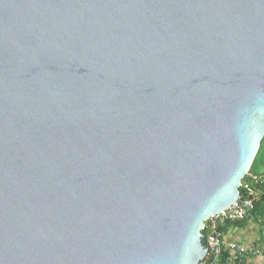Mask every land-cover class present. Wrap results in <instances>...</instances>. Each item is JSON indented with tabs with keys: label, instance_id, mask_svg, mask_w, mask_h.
I'll return each instance as SVG.
<instances>
[{
	"label": "water",
	"instance_id": "water-1",
	"mask_svg": "<svg viewBox=\"0 0 264 264\" xmlns=\"http://www.w3.org/2000/svg\"><path fill=\"white\" fill-rule=\"evenodd\" d=\"M263 137L264 0H0V264H197Z\"/></svg>",
	"mask_w": 264,
	"mask_h": 264
},
{
	"label": "built area",
	"instance_id": "built-area-1",
	"mask_svg": "<svg viewBox=\"0 0 264 264\" xmlns=\"http://www.w3.org/2000/svg\"><path fill=\"white\" fill-rule=\"evenodd\" d=\"M247 176L255 184L262 185L264 188V176H256L252 173H247ZM250 181H243L241 187L244 189V194L235 202L230 208L223 210L219 214L209 218L206 222L204 230L210 229V232L206 231L205 236L208 237L207 252L203 259L197 264H220L224 252V247L230 248L233 259L248 253L257 254L259 250L252 245H243L235 242L226 243L224 234L219 230L220 223L225 220L243 219L253 209L256 198V191ZM212 233L214 237L210 236ZM213 243V244H212Z\"/></svg>",
	"mask_w": 264,
	"mask_h": 264
},
{
	"label": "trees",
	"instance_id": "trees-1",
	"mask_svg": "<svg viewBox=\"0 0 264 264\" xmlns=\"http://www.w3.org/2000/svg\"><path fill=\"white\" fill-rule=\"evenodd\" d=\"M249 173H252L253 175L256 176H264V137L261 141L260 148L252 163ZM245 180L252 182L247 175L243 178L242 182ZM252 185L256 191V198L253 209L243 219H232V220L228 219L220 223L219 230L224 234L225 237V235H227V233L231 229H245L251 223H253L259 227V234H260L259 240L253 243V245L257 248L260 245L264 247V188L262 185L255 184L254 182H252ZM243 194H244V189L243 187H240V195L242 196ZM202 233H203L202 241L205 245L206 231L203 229ZM263 252H264V248H263ZM255 255L256 254L248 253L246 255L233 259L231 249L224 247V252L220 264H250V262H248V259L250 257H254Z\"/></svg>",
	"mask_w": 264,
	"mask_h": 264
},
{
	"label": "rangeland",
	"instance_id": "rangeland-1",
	"mask_svg": "<svg viewBox=\"0 0 264 264\" xmlns=\"http://www.w3.org/2000/svg\"><path fill=\"white\" fill-rule=\"evenodd\" d=\"M231 233L232 231L228 233V235H230ZM259 235V227L251 223L245 229H235L228 240L236 241L243 245H252L254 242L259 240ZM257 248L260 251L254 257H250L248 259V262H250V264H264V247L260 245Z\"/></svg>",
	"mask_w": 264,
	"mask_h": 264
},
{
	"label": "crops",
	"instance_id": "crops-1",
	"mask_svg": "<svg viewBox=\"0 0 264 264\" xmlns=\"http://www.w3.org/2000/svg\"><path fill=\"white\" fill-rule=\"evenodd\" d=\"M234 230H235V229H231L228 233H230L231 231H232V233H233ZM228 233H227V235H225V237H224L225 241H226L227 243H230V242H236V241L228 240V238L230 237V235H232V233H231L230 235H228ZM236 243H238V242H236Z\"/></svg>",
	"mask_w": 264,
	"mask_h": 264
}]
</instances>
